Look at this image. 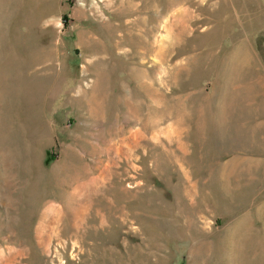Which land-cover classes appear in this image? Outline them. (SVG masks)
<instances>
[{
  "label": "rangeland",
  "instance_id": "1",
  "mask_svg": "<svg viewBox=\"0 0 264 264\" xmlns=\"http://www.w3.org/2000/svg\"><path fill=\"white\" fill-rule=\"evenodd\" d=\"M0 264H264V0H0Z\"/></svg>",
  "mask_w": 264,
  "mask_h": 264
}]
</instances>
